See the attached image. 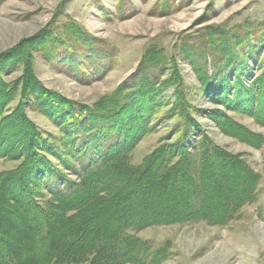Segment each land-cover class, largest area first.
Returning a JSON list of instances; mask_svg holds the SVG:
<instances>
[{"label":"trees","instance_id":"16d2710c","mask_svg":"<svg viewBox=\"0 0 264 264\" xmlns=\"http://www.w3.org/2000/svg\"><path fill=\"white\" fill-rule=\"evenodd\" d=\"M51 26L0 52V159L18 162L0 172V264H148L151 251L138 231L226 224L253 201L259 176L208 139L193 114L205 110L187 102L176 61L148 49L129 83L89 106L47 88L35 74L34 51L62 46L69 56L61 62L78 71L70 42L80 40V55L96 51L75 22L61 28L62 36ZM192 37L182 55L200 93L264 124V19L206 25ZM168 87H176L166 114L179 116L170 133L177 138L132 165L130 153L153 129ZM27 109L49 117L59 135L42 131ZM208 116L226 134L258 140L218 108Z\"/></svg>","mask_w":264,"mask_h":264},{"label":"rangeland","instance_id":"374dc122","mask_svg":"<svg viewBox=\"0 0 264 264\" xmlns=\"http://www.w3.org/2000/svg\"><path fill=\"white\" fill-rule=\"evenodd\" d=\"M261 19L264 0H3L0 3V52L48 25L62 36L61 28L75 22L91 36L97 44L91 54L80 55L84 50L80 40L70 42L80 71L74 64L66 66L61 62L69 56L62 46L50 54L45 49L33 52L35 74L47 88L89 106L118 85L129 83L148 49L154 48L168 61H176L187 102L191 108L205 110L193 114L208 139L237 154L259 176L253 201L245 203L226 224L195 221L138 231L135 236L151 251L152 261L148 264H264V124L202 95L196 73L182 55L184 41L192 42V34L206 25L229 26ZM163 73L161 79L168 75ZM175 88L168 87L161 93L159 99L165 105L157 108L153 129L140 137L130 153L132 165L140 164L157 145L177 138L178 133L173 136L170 133L174 132L179 116L166 114L171 108L169 104L176 100ZM216 108L258 140L250 144L222 132L208 116L209 110ZM26 113L42 131L59 135L49 117L30 109ZM17 164L0 159V172Z\"/></svg>","mask_w":264,"mask_h":264}]
</instances>
